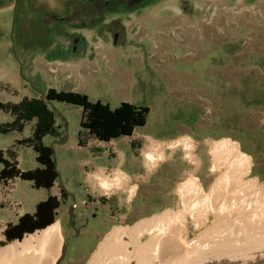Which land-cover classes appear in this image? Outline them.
<instances>
[{"label":"rangeland","instance_id":"1","mask_svg":"<svg viewBox=\"0 0 264 264\" xmlns=\"http://www.w3.org/2000/svg\"><path fill=\"white\" fill-rule=\"evenodd\" d=\"M17 3L0 15V100L56 88L113 108L122 101L150 107L146 124L131 136L89 139L79 148L82 108L53 103L62 128L58 140H65L54 155L68 192L56 220L63 243L75 228L80 233L67 240L57 264H87L112 228L175 207L177 188L189 174L207 187L210 142H237L251 159L250 175L264 182V0ZM14 136L0 134V147ZM180 139L193 148L175 143ZM45 140L53 146L52 136ZM19 153L22 168L35 165L32 148ZM145 153L164 158L148 169ZM117 170L129 182L105 193L99 178L112 179Z\"/></svg>","mask_w":264,"mask_h":264},{"label":"bare ground","instance_id":"2","mask_svg":"<svg viewBox=\"0 0 264 264\" xmlns=\"http://www.w3.org/2000/svg\"><path fill=\"white\" fill-rule=\"evenodd\" d=\"M189 141L175 143L191 149ZM208 147L207 187L189 174L177 188L175 207L131 226L112 228L87 264H224L264 256V182L250 175L251 159L237 142L222 138ZM145 158L151 169L164 157L145 153ZM99 181L109 193L112 187L125 188L129 177L117 170L112 179ZM136 188L129 189V199ZM62 248V228L56 220L0 249V264H57Z\"/></svg>","mask_w":264,"mask_h":264},{"label":"trees","instance_id":"3","mask_svg":"<svg viewBox=\"0 0 264 264\" xmlns=\"http://www.w3.org/2000/svg\"><path fill=\"white\" fill-rule=\"evenodd\" d=\"M7 87V85H6ZM65 102L82 108L79 131V144L85 145L89 139L110 142L124 136H131L136 128L144 126L150 112L148 105L122 101L111 107L101 100L93 101L83 92L49 88L37 96H23L18 101L0 100V114H8L7 120L0 119V134L18 133L22 137L6 149H0V185L8 184L15 178L29 180L35 188H52L60 174L52 145L44 138L56 137L61 127L57 121L54 102ZM32 124L30 135L23 136L27 125ZM17 146L31 147L39 166L23 170L19 167ZM134 146V142L132 143ZM59 197L49 195L38 202L34 213L23 214L17 223L9 224L4 230L5 240L0 245L22 240L27 234L40 231L54 223L57 209L68 192L60 187Z\"/></svg>","mask_w":264,"mask_h":264},{"label":"crops","instance_id":"4","mask_svg":"<svg viewBox=\"0 0 264 264\" xmlns=\"http://www.w3.org/2000/svg\"><path fill=\"white\" fill-rule=\"evenodd\" d=\"M24 1L25 0H22V2ZM13 6H14V9H18L17 0H0V15L5 11L8 12L9 10H11ZM22 6H23V3H22ZM14 63L19 65V62L17 63L14 61ZM0 119L7 120L8 118L6 119L0 118ZM61 131H62V128L60 127L59 135L56 137L52 136L53 147L59 143L64 142L62 140H58V137L61 135ZM13 133L15 135L13 140L7 145H5L4 147H0V149H6L8 147L13 146L15 144V140L22 137L18 133H15V132ZM24 134L25 133H23L24 137H27L30 135V133L25 134V135ZM45 139L46 137L44 138V142L46 143ZM88 144H90V142H87L85 145H78L77 143V146L79 148H84V147L86 148ZM17 147H18L17 150H18V161H19V158H20L19 151L25 146H17ZM26 148H29V147H26ZM35 156L36 154H34V159H35ZM37 166H39V163L36 161L35 165L29 169L35 168ZM19 167L23 170H27L21 167L20 161H19ZM1 168H2V164L0 163V169ZM61 186H64V185L62 184L61 181L58 180L55 183V185L50 189L35 188L31 181L23 180L21 178H15L8 184L0 185V195L3 198V203L0 205V242L5 240L4 230L7 227V225L17 223L19 218L25 213H30V214L34 213L38 202L46 199L50 194L56 195L59 197V194H60L59 190ZM57 188L59 190H57Z\"/></svg>","mask_w":264,"mask_h":264},{"label":"water","instance_id":"5","mask_svg":"<svg viewBox=\"0 0 264 264\" xmlns=\"http://www.w3.org/2000/svg\"><path fill=\"white\" fill-rule=\"evenodd\" d=\"M65 141V140H62ZM67 241V240H66ZM63 243V249H66V243ZM65 252H62V255H64ZM224 264H264V256H260L257 258H252V259H247V260H240V261H233V262H228V263H224Z\"/></svg>","mask_w":264,"mask_h":264},{"label":"flooded vegetation","instance_id":"6","mask_svg":"<svg viewBox=\"0 0 264 264\" xmlns=\"http://www.w3.org/2000/svg\"><path fill=\"white\" fill-rule=\"evenodd\" d=\"M69 222L70 223H73V217L71 216V214H70V220H69ZM80 235V233H79V230H78V228H75L74 229V232L73 233H71V234H69L68 236H67V240L70 238V237H78ZM67 242V241H66ZM66 246H67V243H66Z\"/></svg>","mask_w":264,"mask_h":264},{"label":"built area","instance_id":"7","mask_svg":"<svg viewBox=\"0 0 264 264\" xmlns=\"http://www.w3.org/2000/svg\"><path fill=\"white\" fill-rule=\"evenodd\" d=\"M9 182H11V181H9ZM3 203V198L1 197V195H0V205Z\"/></svg>","mask_w":264,"mask_h":264}]
</instances>
